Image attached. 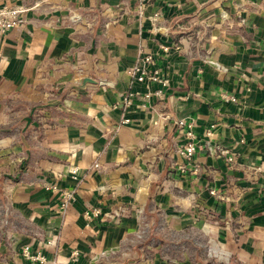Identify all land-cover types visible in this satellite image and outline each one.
<instances>
[{
	"label": "crops",
	"instance_id": "1",
	"mask_svg": "<svg viewBox=\"0 0 264 264\" xmlns=\"http://www.w3.org/2000/svg\"><path fill=\"white\" fill-rule=\"evenodd\" d=\"M144 55L166 84L128 74ZM179 120L196 139L190 162ZM10 121L0 264L142 260L132 237L151 209L173 229L215 218L205 227L225 257L264 264V0H46L0 38Z\"/></svg>",
	"mask_w": 264,
	"mask_h": 264
},
{
	"label": "rangeland",
	"instance_id": "2",
	"mask_svg": "<svg viewBox=\"0 0 264 264\" xmlns=\"http://www.w3.org/2000/svg\"><path fill=\"white\" fill-rule=\"evenodd\" d=\"M12 115L10 120H14L16 116L15 113ZM16 124L20 126L19 122L10 121L8 125L0 124V128ZM23 125L28 127L30 123L24 121ZM137 218L139 227L132 238L136 242V250L140 251L144 258L129 260L131 264H240L230 254L228 258L225 257L213 240L216 237L207 232L205 225L216 224L215 218L206 216L200 219L197 225L182 228L176 226L178 229L171 227L177 224L175 216L165 218L164 214L159 215L153 209L149 214L140 213ZM159 256L161 258H158Z\"/></svg>",
	"mask_w": 264,
	"mask_h": 264
},
{
	"label": "built area",
	"instance_id": "3",
	"mask_svg": "<svg viewBox=\"0 0 264 264\" xmlns=\"http://www.w3.org/2000/svg\"><path fill=\"white\" fill-rule=\"evenodd\" d=\"M21 1H29L31 2V5H25L24 3L21 4H15V5H4L0 7V38L5 36L8 32H10L14 27L22 24L25 22V16L28 11H30L33 8L39 7L42 4L46 2V0H21ZM34 1V2H32ZM238 16V21L240 23L244 22V19ZM139 63L135 64L134 67L131 70H128V74L134 77L135 80L138 82H146V81H152V82H158L162 84H166L165 80H161L158 70L154 69V59L150 55H144L140 56ZM216 67H219L216 65ZM155 95H159L161 93L160 90H157L154 92ZM130 97L131 94H128V96L125 99V104L128 105L130 103ZM231 100H233L231 98ZM127 122V120H125ZM178 127L181 129L183 138H184V144L179 149V154L186 159L188 162L191 161L194 153L196 152V139L194 134L191 131V127L189 124H187L183 120H179L176 123ZM206 135L209 136V132H206ZM208 150L213 153V148L210 144H207ZM229 151L226 149L219 150V154L226 156V161L228 163L232 162L233 158L232 156L228 155ZM179 169L182 173L186 172L185 165L179 166ZM193 174L196 173V169L192 170ZM72 173H76L75 170H72ZM209 193L213 196H216L219 199H222L223 197H220L215 190L211 189ZM62 199H63V205L62 208L65 207L67 203H70L74 200L73 194L70 190H63L62 191ZM120 212H123V210H120ZM120 212H115L114 215H118ZM84 216H88L87 213H85ZM22 254L24 257H26L29 260H40V262H43V258H39L38 255H31L29 247H24L22 249Z\"/></svg>",
	"mask_w": 264,
	"mask_h": 264
},
{
	"label": "water",
	"instance_id": "4",
	"mask_svg": "<svg viewBox=\"0 0 264 264\" xmlns=\"http://www.w3.org/2000/svg\"><path fill=\"white\" fill-rule=\"evenodd\" d=\"M92 80H90V79H85V80H83V82H91Z\"/></svg>",
	"mask_w": 264,
	"mask_h": 264
}]
</instances>
